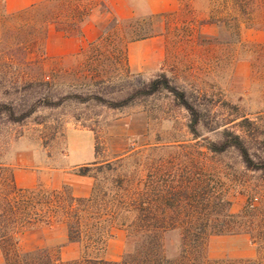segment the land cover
Listing matches in <instances>:
<instances>
[{
	"label": "rangeland",
	"instance_id": "374dc122",
	"mask_svg": "<svg viewBox=\"0 0 264 264\" xmlns=\"http://www.w3.org/2000/svg\"><path fill=\"white\" fill-rule=\"evenodd\" d=\"M78 1L61 12L62 27L67 25L61 19L72 14L74 7H90L85 18L101 8L97 5L102 0ZM179 1V13L173 17L141 12L131 23L105 24L101 38L72 57L46 56L42 40L10 52L3 48L0 34V103H11L17 115L43 95L60 99L58 105L38 104L19 121L0 112V193L12 181L13 164L22 151L41 147L48 167L63 169L70 156L90 160L94 150L95 164L85 178L93 181L101 204L99 217L108 215L105 220L100 217L98 226L106 236L105 246L113 242V236L120 237L114 239L120 256L134 211H118L117 203L148 190L152 181H204L230 201L231 212L247 203L264 206V169L248 168L234 148L219 153L207 149L226 128L241 135L254 161L264 160V0H246L245 13L236 9L234 0ZM10 24H0V31ZM165 28L168 42L177 50L166 66V76L196 110L195 132L190 129L193 115L172 94L165 90L137 93L158 73L134 72L128 66L129 30L148 37ZM231 67L229 88L226 78ZM24 81L33 84L21 88ZM127 97V104L112 106ZM71 132L74 148L68 158ZM82 167L65 172L78 174ZM63 187L42 185L46 191ZM54 224L53 229L41 224L24 230L21 245L30 249L43 242L34 232L39 230L43 237L53 236L43 245L59 252L63 231L60 223ZM176 226L165 236L171 253L178 244ZM81 249L76 257L101 253L86 241ZM206 253L210 264H215L223 258L253 257L255 246L245 232L213 234L207 239ZM2 257L0 244V263Z\"/></svg>",
	"mask_w": 264,
	"mask_h": 264
},
{
	"label": "trees",
	"instance_id": "16d2710c",
	"mask_svg": "<svg viewBox=\"0 0 264 264\" xmlns=\"http://www.w3.org/2000/svg\"><path fill=\"white\" fill-rule=\"evenodd\" d=\"M0 24H11L0 31L3 48L12 51L22 50L31 42L44 41L49 24L65 33L78 32L79 24L85 19L90 7H74L73 13L61 19L67 25L59 23L61 12L73 6L78 0H43L14 13L5 14L0 0ZM236 9L246 12V0H234ZM101 3V2H100ZM136 19V18H135ZM133 17L123 22L131 23ZM117 23L112 18L109 24ZM2 28V26H0ZM69 27V28H67ZM131 27V26H130ZM129 30L128 41L142 39L147 34ZM133 34V35H132ZM32 43V44H33ZM21 88L30 87L33 82H21ZM165 90L178 100L191 115L192 132L196 131V110L188 101L184 91L173 85L165 73L156 75L142 84L138 94L147 95ZM60 100V99H59ZM48 95H43L28 109L15 114L11 103H0V112H5L9 119L19 121L32 114L39 105H58ZM129 102V97L111 103L122 106ZM234 148L243 162L251 169H264V160L254 161L241 135L224 128L219 141H210L207 149L214 153ZM79 174L86 175L90 166H84ZM153 185L144 191L136 192L132 198L117 203L118 211H134V218L129 221L124 250L117 260L103 256L106 236L99 229L101 219L98 197L94 184L87 197H77L66 190L46 191L42 185L31 188L17 187L8 181L5 191L0 193V244L2 262L0 264H210L206 253L207 239L213 234L245 232L255 246L253 257H235L216 260L215 264H264V206L247 203L237 212L229 210L230 201L225 199L213 187L204 181H152ZM65 188V189H64ZM116 206V205H115ZM122 214V213H121ZM117 215H119L117 213ZM111 217L113 216L110 215ZM64 223L67 239L76 242L83 251V241L97 247L94 255H83L70 260H63L56 250L54 253L46 246L25 248L21 245L24 230L34 226ZM178 226V244L173 253L165 244V236ZM38 228V227H36ZM96 228V229H95ZM99 245V247H98Z\"/></svg>",
	"mask_w": 264,
	"mask_h": 264
},
{
	"label": "crops",
	"instance_id": "0c3cea01",
	"mask_svg": "<svg viewBox=\"0 0 264 264\" xmlns=\"http://www.w3.org/2000/svg\"><path fill=\"white\" fill-rule=\"evenodd\" d=\"M41 1L43 0H3L2 10L5 14H10L40 3ZM180 4L179 0H102V2L97 5L101 8L93 14H89V16L79 24L78 32L76 33L68 34L57 29L53 24H49L44 38L45 55L50 58L59 59L72 57L80 51H83L85 49V45L99 40L103 35V28H105V24L107 25L112 18H115L118 21H125L141 12L149 15L162 16L165 14L173 17L179 13ZM166 31L167 28L162 29L160 34L128 41L126 43L125 50L128 66L131 71L146 72L149 74H166V66L171 60V55L177 51L173 45L168 42L169 39L167 38L169 34H164ZM261 33L264 34V31ZM232 76L233 73L231 67L230 76L229 78H226L229 82V88L230 83L233 82ZM229 88H227L226 92ZM72 134L73 132L68 135V158L70 156V151L74 148V142L71 138ZM74 134L77 139L79 136L76 133ZM86 137L91 140L93 139L90 134H87ZM33 149L31 148L30 150L22 151L16 156L15 164H13L12 169V180L17 187L31 188L40 184L47 187L58 188L63 185H67L71 189L74 196H89L93 186V181H86L87 179L85 177L87 174L81 175L79 173H67L65 170L80 168L82 165L91 166L92 164H95L93 145V155L90 160L83 158L72 160L70 156L63 169L49 168L47 165V156L42 151L41 147H34ZM47 174L52 177L48 179ZM69 178L72 181H67ZM56 225L57 224H52L48 225V227L53 229ZM58 225L61 226L63 231L61 233V238L59 239V254L61 258L62 256H65L66 260L77 258L76 256L80 252L81 245L76 242L68 241L65 224L60 223ZM34 232L37 235H41L40 237L37 236L39 240L42 239L41 241H43L36 245L39 247L44 246L43 244L45 239L53 237L49 234L44 235L43 237L39 230H35ZM26 234L27 232H23L21 241ZM111 239L113 242L109 243L108 246H105L103 256L109 260H117L119 259L121 252L120 250L118 251L117 247H115L114 239L120 240V237L116 239V237L113 236ZM65 258L62 259L64 260Z\"/></svg>",
	"mask_w": 264,
	"mask_h": 264
}]
</instances>
